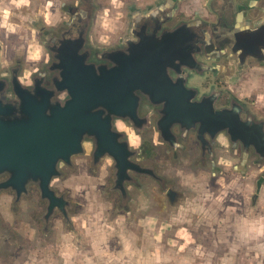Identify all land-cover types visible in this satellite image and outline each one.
<instances>
[{"label": "rangeland", "instance_id": "1", "mask_svg": "<svg viewBox=\"0 0 264 264\" xmlns=\"http://www.w3.org/2000/svg\"><path fill=\"white\" fill-rule=\"evenodd\" d=\"M160 1L164 2V0H125L123 15L126 34L129 33L131 20H134L133 11L147 10L149 7L159 4ZM225 1L227 0H176L175 6L178 8L172 24L182 19H190L194 14H198L201 18L205 17L208 21L223 24L226 21L224 15L215 13L211 8L212 5L225 4ZM234 1L237 6L244 4L243 0ZM104 3L105 0H69V7L75 5L79 12L80 27L77 30L78 33L76 31L78 38L72 40L65 34L69 30L72 19L75 18L72 15L67 17L69 22L66 25H61L58 29L43 35V40L49 44V50L53 53L52 59H56V63L41 64L40 71L46 72L47 69L52 68V65L57 66V70H59L54 69L53 73L56 77L50 78L52 85H57L61 80L60 62L55 55L57 51L59 60L62 59L64 52L75 58L78 55L86 58L94 52L95 48L89 43V37H95L96 13ZM155 9H148L151 12L150 16L154 14ZM182 9H190L192 15L181 11ZM205 10L209 12L207 15L204 14ZM243 16H245L248 26L252 28L264 24L263 13H258L255 17L244 13ZM199 28H201V23L195 27V29ZM216 28L212 25L213 34L210 39H204L205 36L201 35L200 29V31H195L198 36H193L196 41L211 40L210 50H215L216 53L217 50H221L222 55L227 59L223 64L225 74L221 75L224 77V83L214 84L209 92L206 90L203 94L200 93L198 86H194L197 93L192 96L190 101L194 103L200 101L202 96H207V98L213 96V99L208 100L209 103H213L212 106L205 104V101L202 109L192 107L189 113L186 114L185 111L184 123L179 122L177 125H171L167 117L166 101L157 99V96H151L145 91H134V98L140 106L136 110L128 112L129 116L123 117L128 118L127 123L134 127L144 139V145L139 155L135 151L128 150L126 137H121L120 143H117L119 137L111 132L115 136L114 142L110 140V135L103 141L99 137L85 134L82 141L84 145L91 147L82 148L67 158L58 156L49 164L43 162L42 165L38 164L35 167L27 165L24 174L20 173L18 177H15L16 171L12 167L3 165L0 168V210H6V202L11 201L13 209L17 212L19 223H30L38 229L40 237L46 244L53 243L55 231L52 226L57 225L61 228L71 229L73 227L71 219L84 210L82 201L74 198L73 193L69 190L71 182L68 178L72 177L75 180L76 174L81 171L85 174L98 173L100 158L105 153H109L115 157L117 163L108 169L109 175L106 181L99 186L98 191L93 193L113 205L109 218L110 231L102 233L101 238L112 239L118 233L123 237V243L131 244V251L141 252L146 258L157 254L161 259V264H209V261L211 264H233L231 250L236 243V231L232 225L245 215H264V205L257 206L256 197H252L247 202L245 200V195L249 190L247 186L255 185L257 191L259 190V180L264 176V173H260L258 176L256 173L260 167L264 166V161L260 163L258 155L252 153L247 166L241 167L242 156L239 148L232 149L231 147L229 151L225 152L215 147V132L211 128L217 129L221 124L215 117L216 106L226 102L228 105H232L233 102L238 103L233 94L234 91H239L240 86L249 75L259 73L264 69V64L249 56L246 61L239 63V69L235 67L230 61L231 56L236 55L233 52L236 33L231 30L225 34L226 36L219 39V32ZM50 34L55 37L49 38ZM131 37L135 43L140 40L136 32H132ZM77 39L78 43L72 46V43ZM114 40L111 49L117 52L121 50V39L117 37ZM61 44L62 47H59ZM14 47L15 45H13ZM9 57L12 60V66L0 69V90L7 91L14 97L13 105L5 106L0 103V106H4V113L0 114V119L5 123L26 117L21 95L30 93L23 90L15 79L17 69L21 67V57L13 53H9ZM206 69L208 72L202 74L211 82L213 81V76L210 77L212 74L209 72L211 69ZM193 80L199 83L205 78ZM156 81L159 85L157 87H161L160 97L162 98L164 94L162 85L166 82L163 78L160 82L158 79ZM198 83L196 85H199ZM40 84L41 81H37L35 97H38L37 91L51 93L41 88ZM221 89L224 93L220 95L218 104V94ZM51 90L56 91L57 88L53 87ZM144 103L150 106L146 105L143 109L142 104ZM150 112H153L150 118L144 116ZM204 113L207 115L204 116ZM114 115L121 116L120 113L112 111L113 118H115ZM257 115L264 117V112L257 113ZM199 116H203V118L201 119ZM190 117H193L194 120L191 121ZM198 131L211 133L207 140L212 143V146L209 145L210 147L203 149L198 138L188 137L189 134ZM157 132L159 135L155 136L154 133ZM81 165H86V167L82 169ZM44 166L47 168L45 171L42 170ZM180 168H183L185 172L197 174H222L228 182L237 181V186L245 192V195L238 197L236 203L226 206L222 211L217 210L216 222H213L211 227L207 224L199 227L194 226L199 222V217L192 214L194 223L188 228L194 243H189L184 237L179 236L176 228L161 227L170 220L171 216L178 214L181 205L196 206L193 194L181 187L176 178V171ZM41 171L47 179L46 188L43 187L44 180L43 174H40ZM88 178L92 179V176L89 175ZM262 182L261 185H264V181ZM212 183L214 184L215 181ZM23 204L31 205L33 208L27 215L20 212ZM148 218L157 219L158 224L155 232L148 228L146 222ZM142 220L145 221L143 225L141 224ZM3 233L8 234L10 243L0 244V264H17L18 250L26 249L28 245L0 220V234ZM156 235L161 238L156 240ZM111 244L113 254H118L119 239L114 237ZM245 251L244 248H241L235 256L234 264H248L250 257L245 255Z\"/></svg>", "mask_w": 264, "mask_h": 264}, {"label": "clouds", "instance_id": "2", "mask_svg": "<svg viewBox=\"0 0 264 264\" xmlns=\"http://www.w3.org/2000/svg\"><path fill=\"white\" fill-rule=\"evenodd\" d=\"M73 7L76 6L73 5ZM68 8L69 0H0V69L12 66L9 53L19 55L21 67L17 69L15 79L21 88L35 96L37 81H41V88L54 93L50 103L53 106L59 104L61 108L68 103L67 97L70 92L68 89L52 91L51 89L57 88V85H52L47 72L40 71V65L50 64L53 55L49 50V44L43 40V35L69 22L67 17L73 13L66 12ZM124 10L125 0H105L96 13L95 37H89V43L97 50L101 58L112 48L114 38L119 37L122 40L126 35ZM76 38L78 37L73 39ZM13 45H15L14 48ZM59 47H62V44ZM257 51L259 57H264V44H260ZM55 55L61 63L59 52L57 51ZM175 63L180 71L175 69L176 78L171 79L174 84L180 79L187 78L185 66L179 61ZM169 71L170 67L166 69L167 74ZM99 74L100 72L97 73ZM233 94L238 102L233 112L239 105H244L248 109L249 114L246 119L242 113H238L241 121L249 127L264 126V120L257 116V113L264 112V69L249 75L239 91H234ZM13 101L14 97L10 93L0 90V103L7 106L13 105ZM114 116L115 118H111V131L119 137L117 143H120L121 137H126L128 150L135 151L139 155L144 145L143 137L127 123V117ZM261 130L264 131V127ZM210 134L205 132V139ZM154 135L158 136L159 133ZM81 143L82 148L91 147L84 145L83 141ZM232 143L233 141L224 130L215 133L214 145L221 151H229ZM116 163L113 155L105 153L100 158L98 173L85 174L81 171L76 174L75 180L72 177L68 178L71 182L69 190L74 198L82 201L84 210L71 219L73 225L71 229L52 226L55 239L51 244H46L40 237L38 229L30 223H19L12 202H6V210H0V220L28 245L26 249L18 250L17 264H161L157 254L146 258L141 252L131 251V244L123 243V237L118 233L114 236L120 241V246L117 248L118 254H113L111 241L114 237L101 238L102 233L110 231L109 218L113 205L93 193L98 191L99 186L106 181L109 175L108 169L114 167ZM80 167L83 169L86 165ZM260 173H264V166L259 168L256 175ZM89 175L92 179L88 178ZM176 178L181 187L193 194L196 206L181 205L178 214L171 216L170 220L161 227L178 229L177 234L189 243H194L188 228L194 223L192 214L199 217V222L194 226L207 224L211 227V224L216 222L217 210H224L226 206L236 203L238 197L245 195L244 190L237 186V181L228 182L219 173L197 174L185 172L183 168H180L176 171ZM212 181L215 183L213 184ZM247 187L249 190L245 195L246 202L256 197L257 206L264 205V185H260L258 191L255 185ZM32 210V206L28 204H23L20 208V212L26 215ZM146 222L148 228L155 232L157 219L148 218ZM144 223L145 221L142 220L141 224ZM232 226L236 231V243L231 250L233 264L241 248H244L245 255L250 257L248 264H264V215H245ZM160 238L159 235L155 236L156 240ZM6 242L10 243L8 234H0V244ZM209 264H211L210 261Z\"/></svg>", "mask_w": 264, "mask_h": 264}, {"label": "water", "instance_id": "3", "mask_svg": "<svg viewBox=\"0 0 264 264\" xmlns=\"http://www.w3.org/2000/svg\"><path fill=\"white\" fill-rule=\"evenodd\" d=\"M75 45L72 43V46ZM141 48L140 43L134 44L131 55L141 53ZM67 54L64 52L60 59L61 80L57 84V89H68L70 92L64 108L59 104L52 106L50 100L54 93L41 90L37 91L38 97L31 93L21 95L26 113L24 119H13L8 123L0 119V168L3 165L12 167L16 171L15 177L24 174L27 165L35 167L43 162L49 164L58 156L67 158L77 153L82 149L81 141L85 134L103 141L110 135L113 141L115 136L111 133V112L129 116L128 112L136 110L138 102L134 98V91H145L151 96L161 95L157 91L159 85H155L157 74L138 78L139 69L133 68L129 62H118L116 67L108 70L101 67L99 76L93 65L86 63L84 56L75 58ZM105 77H109L108 85L104 84ZM182 96L183 93H177L174 102L184 101ZM162 97L166 99L167 117L170 119L168 105L170 102L171 106L173 100L168 94ZM3 108L0 106V114L4 113ZM183 112L179 111L176 115L181 123L185 122ZM223 113L220 111L219 117ZM228 115L231 114L225 116ZM227 128L224 124L223 129ZM199 139L203 144L207 143L205 137ZM46 169L42 167V170ZM42 177L43 187L46 188L47 179L44 174Z\"/></svg>", "mask_w": 264, "mask_h": 264}, {"label": "crops", "instance_id": "4", "mask_svg": "<svg viewBox=\"0 0 264 264\" xmlns=\"http://www.w3.org/2000/svg\"><path fill=\"white\" fill-rule=\"evenodd\" d=\"M161 2L162 1H160L159 3ZM175 2L176 0H174V4L168 10V13L170 15L169 18L165 19L163 22H161V24L159 23L156 26L149 28L150 30L148 31L145 27H139L140 29H135V27L133 28L132 26L130 28L131 32L128 31L129 33H127L120 41L121 50L116 52L110 48L106 53L103 54L101 58L100 54L95 49L91 55L85 58L86 63L93 65L96 74L100 72L99 76H101V67L108 70L111 69V67L113 66L116 67V65H118V62H124L126 64L127 62H129V64H131L133 68L139 69V73L137 74L138 78L142 76H146L147 78H149L151 74H157L158 82H160V80H162L163 78L166 82V84L162 85L163 93L168 94L169 98L173 100L171 102V106L170 102L168 105L169 116L171 117L170 119L168 118V121L171 123V125H177L179 122H181L178 117L176 118V115L179 111H184L183 114L186 115L187 113H189V111H191L192 107L202 109V106H204L205 101V104L207 103L209 106H212L213 104L211 102H208V100H211L212 98H207V96H202L200 98V101L194 103L190 101V99L192 98V93L193 95L197 93V89L194 88L193 85H191L192 82H194L190 81L191 74L196 73L201 75L203 72L208 71L206 68L215 70L216 72H219L220 75L223 74V76L225 74L223 64L227 59L224 57V55H222V51L216 49V53L215 50H210L211 40H206L204 42L202 40L196 41V39L193 38V36H198L195 31L200 29L201 35L205 36L204 39L211 38V34H213L212 25L215 28L217 27L216 30L219 32V39L221 37L223 38L224 36H226L225 34H228L231 30H233V32H236L246 23H248L247 21H245V16H243L242 18L236 17L237 11H243L247 7L255 8L258 3V0H243V6H237L234 0H227L225 1L226 3L222 5H212L211 10H214L215 13H219V15L222 14L225 16L224 10H227V14H229V16L225 17L226 21H224L223 24H219L216 21H208L207 19H205V17L201 18L198 14H194L198 15L194 16L192 15V11L190 9H182L181 11H184L186 13L188 12L192 15V18L182 19L177 23L175 22L172 24V20L176 15V9L178 8L177 6H175ZM150 8L158 7H156L155 5L154 7H149L148 9ZM148 9L142 11H135L139 13V17L147 19L151 13ZM154 11H156V9ZM208 13L209 12L205 10L204 14L207 15ZM199 23H201V28L195 29V27L198 26ZM134 29L140 39L136 43H140L142 45V48L141 53L132 56L130 51L134 44L131 43L133 41V39H131V35ZM73 43L77 44L78 39L76 40V42L74 41ZM113 56L115 57V59ZM176 61L181 62L185 66L184 71L185 73H187V78L180 79L174 84L171 79L176 78L175 69L178 72L180 71L179 66H177L175 63ZM53 62L56 63V59H52L51 63ZM230 62H233V65L239 69V62L235 61V59L233 58ZM259 63L264 64V61H259ZM168 67H170V71L167 74V72L165 71ZM54 69H56V71H59L57 70V66L54 65H52V68L47 69L46 72L49 78L55 75V73H53ZM223 76L222 78L224 83L225 80ZM109 82V77H105L104 84L108 85ZM155 82L156 85L157 81ZM160 88L161 87H157L158 93L160 92ZM184 88H186V90H184ZM58 90L64 89H57L56 91ZM177 93H183L182 98H184V101L174 102L175 95ZM223 93L224 92L222 89L219 90V97ZM157 99H162L164 100V102L166 101L164 97L161 98L160 96H157ZM146 105L150 106L149 104L144 103L142 104V108L144 109ZM236 105V102H233L232 105H228V103L226 102L221 103L220 106L218 105V108L216 107L215 117L219 120V122H221V124L216 130H214V132L216 133L217 131L224 130L225 134L228 135L233 141L231 146L232 149H236L237 147L239 148L242 156V160L240 162L241 167L247 166L250 157L253 155L252 153L258 155L259 162L262 163L264 161V131H262L261 128L264 126L249 127L248 124L242 122L238 116V113H242L243 117L246 119L249 114L248 109L244 105H239L235 107V112H233V108ZM139 106L140 104H138V108ZM228 110L230 112H228ZM220 111L224 112L221 117H219ZM229 113L231 114L230 116H225ZM149 114L152 115L153 112H150L144 116L150 118L151 115ZM206 115L207 113H204V116ZM199 117L201 119L203 118V116ZM258 117L264 120V117ZM189 119L191 121L194 120L193 117H190ZM224 124H226L229 128L223 129ZM263 178L264 176L261 178V180H259L260 185L263 183L262 181H264Z\"/></svg>", "mask_w": 264, "mask_h": 264}, {"label": "flooded vegetation", "instance_id": "5", "mask_svg": "<svg viewBox=\"0 0 264 264\" xmlns=\"http://www.w3.org/2000/svg\"><path fill=\"white\" fill-rule=\"evenodd\" d=\"M243 2V1H242ZM174 4V0H164V2L162 1L159 4H156V11H154V14L150 17H148L147 19H143L141 17H139V13L137 11L132 12L133 13V18L134 20H131L130 23V28L133 26V28L135 27L140 29L139 27H145L146 30H150L149 28H152L154 26H156L157 24H161V22H163L165 19L169 18V13L168 10L169 8ZM259 6V7H258ZM78 9L75 7H69L68 8V12L73 13V17L75 16V18L72 19L70 26H69V30L65 32V34L67 35V38H74L77 37L78 35H76V31L79 29V12L77 11ZM256 10V11H254ZM225 11V16L224 17H228L229 14H227V10ZM159 12V13H158ZM247 13L253 17H255L258 13H263L264 14V0H258V3L256 5L255 8H245L244 12L239 10L236 13V17H243V14ZM76 14H78V16L76 17ZM231 17V16H230ZM132 18V19H133ZM129 28V32L130 31ZM260 28L258 31H255V29ZM135 29L132 31L133 33H135ZM78 33V31H77ZM236 39L235 42L233 44V52L236 53V55H232L231 59H235V61L237 62H244L246 61L247 57H253L255 59H257L258 61L262 62L264 61V57H259V53L257 51V48L260 44H264V24L259 25L258 27H250L248 26V23H246L243 27H241L239 30H237L236 32ZM55 37L53 35H49V38ZM57 39V38H56ZM54 40V39H53ZM221 53V52H220ZM208 72V71H206ZM205 72V73H206ZM212 75L210 77L213 78V81L209 82L206 77H204L203 74L199 75V74H191L190 76V81H194L193 79H199V78H205L204 81L199 82L198 81H194L197 82L199 85H196V83L192 82L191 85L193 86H198L200 93L203 94L206 90H208V92L213 88L214 84L215 85H219L220 83L223 82V78L222 76L219 74V72H216L215 70H211L209 71ZM217 93V92H216ZM209 98V97H208ZM210 98L213 99V96H210ZM217 103L219 104V94H218V100ZM217 108L219 107L218 105L216 106ZM212 131L216 130L215 128H211ZM188 137H195L198 138L199 137H204V133L201 131L195 132V133H191L188 135ZM200 140V139H199ZM207 140V139H206ZM201 142V140H200ZM212 146V143H209V141L207 140V143L203 144L201 142V146L203 147V149H206L210 146Z\"/></svg>", "mask_w": 264, "mask_h": 264}]
</instances>
